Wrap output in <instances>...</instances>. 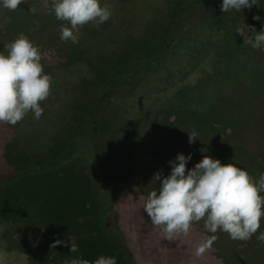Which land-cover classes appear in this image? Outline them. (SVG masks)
Here are the masks:
<instances>
[{
    "label": "rangeland",
    "instance_id": "obj_1",
    "mask_svg": "<svg viewBox=\"0 0 264 264\" xmlns=\"http://www.w3.org/2000/svg\"><path fill=\"white\" fill-rule=\"evenodd\" d=\"M255 2L240 12L224 13L220 7L191 21L170 48L130 79L109 105L116 109L111 120L123 131L124 140L119 142L112 132L102 133L105 175L114 201L113 224L122 232L134 264H264V243L257 240L264 231V217L258 232L247 241L232 240L219 230L210 233L203 220L194 223L187 236L178 234L167 240L143 211L148 194L159 190L155 174L162 173V179L169 175L168 162L181 153L192 154L188 169L207 155L223 164L232 161L256 180L264 173V46H254L256 33L264 29V0ZM52 4L53 0H24L20 7L36 15L37 31L21 27L17 21L10 36L1 35L9 16L0 7V49L21 34L27 36L41 49L44 72L53 81L50 96L40 102L44 112L39 120L29 111L15 126L0 123V176L24 171L11 188L12 196L43 195V172L36 169L61 151L54 137L61 129L68 130L67 121L79 114V101L87 99L90 93L86 91L94 88L87 71L57 66L58 57L65 60L67 50L87 49L96 42H83L81 28L78 44L61 41L60 26L70 25L55 18ZM101 6L118 13L117 17L125 16V10L117 9L111 0H101ZM131 11L133 32L149 34L150 25L143 26L139 10ZM106 41L113 45L109 38ZM86 87L89 89L84 90ZM171 109L173 112H160ZM193 132L197 145L188 142ZM204 148L206 152L201 151ZM47 195L56 204L52 201H56L53 196L58 189ZM55 215L56 211H45L43 204H27L14 216H2L0 264H41L37 254L47 242L49 229L59 225ZM17 219L20 221L14 222ZM87 219H92L89 212L81 220ZM69 235L76 243L78 235L72 230ZM212 235L218 244L197 257V246ZM106 243L107 249L114 248L111 239L106 238ZM62 256L55 251L49 263L68 264L70 259Z\"/></svg>",
    "mask_w": 264,
    "mask_h": 264
},
{
    "label": "trees",
    "instance_id": "obj_2",
    "mask_svg": "<svg viewBox=\"0 0 264 264\" xmlns=\"http://www.w3.org/2000/svg\"><path fill=\"white\" fill-rule=\"evenodd\" d=\"M111 1L117 9L125 10V16L117 17L118 13L111 11L110 19L98 27L92 22L80 27L83 42L93 41L96 46L92 45L87 49L75 47L65 52L67 56L63 54L65 60L60 56V59L57 58V66L66 65L80 73L87 71L91 75L89 83L94 88L84 89H89L86 92L90 94L87 99L79 101V114L67 121L68 130L61 129L54 137L53 141L61 147V151L36 169L43 172V195H9L12 186L19 182L24 171L21 174L0 176V218L14 216L27 204H43L44 210L51 214L56 211V222L59 225L55 229L51 228V231L49 229L47 242L37 254L41 264L44 261L54 264L49 263V260L55 251L64 256L63 260L81 256L94 261L100 255H114L118 264H134L122 232L113 224L114 201L105 175L107 164L102 149V133L112 132L119 142L123 143L124 140L123 131L114 126L111 120L113 114L116 115V109L109 105L130 79L135 78L139 71L158 60L170 48L191 21L203 13L217 10L222 4V0ZM21 8L19 6L18 10H8L10 18L6 28L14 30L11 29L12 24L19 21L18 25L21 27L30 26L33 31H37L36 15ZM135 8L142 15L143 26L150 25L149 34L133 32L129 22H132V17L134 20V11L131 10ZM106 38L113 41L112 46L108 45ZM56 42L54 40L53 45ZM160 112H173V109ZM181 112L188 111L179 113ZM189 115L199 116L195 112H189ZM195 142L197 145L199 140ZM78 165L81 166L80 170L74 171ZM60 172L63 175L59 177L57 175ZM52 175L55 177L51 178ZM51 187L53 188L50 189ZM56 188L58 195H54L53 199L56 201H52L56 204H52L48 201L51 195L47 194ZM86 212L92 215V219L83 221L81 219ZM17 220L14 222L20 221ZM71 230L78 235L76 243L74 242L78 247L76 253H71L70 244L67 243L72 242L69 235ZM106 238L114 243L113 249H107ZM55 241L61 243L53 248ZM214 243L218 244L217 240Z\"/></svg>",
    "mask_w": 264,
    "mask_h": 264
},
{
    "label": "clouds",
    "instance_id": "obj_3",
    "mask_svg": "<svg viewBox=\"0 0 264 264\" xmlns=\"http://www.w3.org/2000/svg\"><path fill=\"white\" fill-rule=\"evenodd\" d=\"M24 0H0V7L16 10ZM255 0H222L221 11L237 12L251 8ZM52 13L61 25V41L79 43V28L92 22L97 27L107 22L111 10L101 6V0H53ZM260 20L259 16L254 17ZM254 46H264V29L254 37ZM42 53L38 45L21 34L0 51V123L15 126L31 111L39 120L44 112L40 102L50 96L52 77L44 72ZM190 134V133H189ZM197 138L189 135V144ZM206 152L207 148L201 149ZM192 154H178L169 161L171 172L162 177L156 173L159 190L148 194L143 211L153 226L160 228L167 240L178 234L187 236L194 223L203 220L205 230L227 233L232 240L247 241L258 232L264 217V173L258 180L232 161L223 164L205 155L191 169L187 168ZM216 236L203 240L196 248L197 257L211 248ZM257 240L264 243V231ZM61 241H55V248ZM71 253L78 247L68 241ZM68 264H118L116 256L100 255L94 261L73 257Z\"/></svg>",
    "mask_w": 264,
    "mask_h": 264
},
{
    "label": "crops",
    "instance_id": "obj_4",
    "mask_svg": "<svg viewBox=\"0 0 264 264\" xmlns=\"http://www.w3.org/2000/svg\"><path fill=\"white\" fill-rule=\"evenodd\" d=\"M5 14L9 16V11H8V9L6 10ZM9 18H10V16H9ZM7 24H8V23H7ZM6 26H7V25H6ZM1 31H2V34H1V35H3V34H8V36L11 35V31H9L8 28H4V29H2ZM0 51H2V49H0Z\"/></svg>",
    "mask_w": 264,
    "mask_h": 264
}]
</instances>
